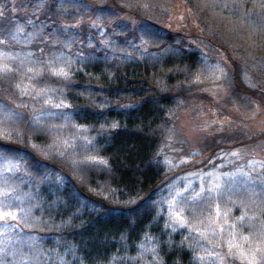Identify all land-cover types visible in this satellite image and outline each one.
<instances>
[{
  "label": "trees",
  "instance_id": "16d2710c",
  "mask_svg": "<svg viewBox=\"0 0 264 264\" xmlns=\"http://www.w3.org/2000/svg\"><path fill=\"white\" fill-rule=\"evenodd\" d=\"M17 3L28 7L18 11L16 19L21 23L35 19L32 12L37 0ZM178 3L184 4L199 34L163 26ZM0 4L7 7L9 0ZM36 15L46 25L54 21L57 29L77 20L81 23L67 34L57 32L60 43L49 38L27 47L14 42L0 47L31 50L36 58H41L40 48L42 58L63 52L77 61L79 53L84 54L79 63L82 70L75 71L70 80L45 74L34 83L70 104L69 110L85 129L83 134L92 141L86 153L107 164L44 148L47 131L29 132L33 117L22 112L25 119L19 128L26 142L0 139V153L5 154L0 159V175L18 186L17 194L24 201L21 206L31 208L32 226L20 223L17 228L25 236L38 237L39 245L49 239L62 250L74 249V254L68 253L78 255L84 264L105 263L141 239L152 220L155 194L170 181L162 161L174 129L171 111L176 101L190 100L186 95L189 83L202 66L194 39L202 37L217 48L230 67L234 92L250 96L264 110V0H44ZM141 28L160 39L141 44L134 39ZM31 30L30 26L26 29ZM5 35L0 32V38ZM69 36L74 42L65 47L63 41ZM244 70L258 80V87L244 84ZM24 82L28 81L21 80L20 74L0 77V96H19L15 85ZM260 119V128L242 127L245 134L235 145L264 143V117ZM206 147L203 151L226 148L218 143ZM165 252L164 264H177L173 250Z\"/></svg>",
  "mask_w": 264,
  "mask_h": 264
},
{
  "label": "rangeland",
  "instance_id": "374dc122",
  "mask_svg": "<svg viewBox=\"0 0 264 264\" xmlns=\"http://www.w3.org/2000/svg\"><path fill=\"white\" fill-rule=\"evenodd\" d=\"M162 22L163 26L173 31H184L189 34H199L200 32L198 25H195L192 21L191 15L186 11L182 3H178L169 19ZM194 41L199 49L197 53L199 58L202 60L201 54L203 52L208 56V64L214 65L219 61L226 69L227 78L217 79L211 69L205 68L202 64L196 74V76H199V79L193 78L191 80L192 82L189 83L190 85L186 95L190 100H178L173 104L171 114H174V129L162 161L164 172L167 175L170 174V181L155 194L152 201L154 207L152 220L142 234L141 239L129 249L121 253H115L114 255L117 257H124L125 255L135 256L138 251L137 245L142 241L145 233H147L159 241V255L164 261L167 254L165 249L167 251L172 249V257H176L177 264H201L199 257H203V264H219L217 258L206 255V251L215 252L219 257H222V264H241V261L238 258H234L227 247L226 242L229 239V233L232 231L230 225L235 223L239 232L243 235H251L253 240L257 239L260 231L264 229V212H261L259 204L261 197H252L251 200L256 201V203H252L248 192L243 189L234 191L230 198L225 196L223 199L215 201L211 209L204 205L196 208L189 207L185 212V218L187 222L191 223L192 231H189V228L183 225L178 226L175 231L171 228H165L166 221L171 223V220L168 218V205L165 203L169 195L170 185H172L173 190H182L184 184L191 180L198 187L201 183V178L205 182L209 179V177L203 176V173L212 171L214 165L221 164L222 162L225 166L219 169L220 171H231L237 167H243L245 171H249V160L264 164V143L257 141L258 143L235 145L241 139V136L245 134L242 127L249 130L261 127L262 119L260 118L264 117V110L258 108L251 101L250 96L236 94L237 92L232 86L230 67L217 48L207 44L202 37H197ZM0 48H3L5 51L22 52L19 49L7 50L5 47ZM72 60V74L75 71L79 72L82 70L80 64L75 59ZM242 77L246 86L252 89L258 87V80L247 70L243 71ZM25 84H28V82H24L21 85L24 86ZM250 84H254L255 87H251ZM34 95V92L32 95L22 96L20 94L17 97L1 95L0 103L20 113L29 112L32 117L41 112H55L57 115L54 117L47 115L41 116L44 124H64L65 126L62 132L65 136L70 133H76L73 125L77 126V128H80L81 125L72 112V109L69 110L71 106L70 108L56 109L51 103L45 105L41 100L33 99L32 97ZM15 98L17 99L15 100ZM52 98L55 103L61 100V98H55L54 96ZM17 105H27V107H17ZM59 113L68 114L69 120L67 123H65L64 117L59 115ZM84 131L85 129L82 127L79 133H76V147L70 150V154L67 156H89L86 153L89 147L85 149V141L80 138L81 136H87L89 139L88 135L83 134ZM56 134V132H47V136L43 142L44 148L49 149L47 145L53 142V137ZM206 142H209L206 146L218 143L225 145L226 148L220 152L203 151L207 147L201 145ZM49 150L58 153L56 148ZM233 151L238 152L237 157L229 155ZM182 156L187 157L186 161L182 164H176V161ZM166 159L171 161V163L166 164ZM253 167L255 171H252L251 174L254 177L257 174H264V167ZM117 197L120 196L117 195ZM241 201L244 204L243 208ZM217 203L219 204V210L221 212L220 217H216L217 209L215 205ZM242 210L246 211L250 216L254 215L255 218L250 222L245 221L241 226L236 218L241 215ZM210 215L215 223H210ZM225 220H227V223H225ZM9 222L11 223V221ZM249 224H251V227ZM197 226H200L201 231L208 229L206 238H202L200 233L195 231ZM221 227L224 229L223 232L220 230ZM13 231L19 232L24 243H26L24 245L25 252L29 251V243L40 244V239L36 236H34L36 240L33 242L29 241L28 238L30 236H25L20 230L14 229ZM13 242H15V236H13ZM39 244L37 245L44 253L40 257L43 264H60V257L69 261L70 264H84L81 262V260L83 261L82 258L78 259V255L69 254L65 250L57 247L49 239L48 242L44 240L42 245ZM179 253H181L180 256H178ZM8 259H11V257ZM145 259L151 260V254H146ZM107 262L100 264H107ZM129 262L132 263L133 261L117 259L113 261V264H129ZM134 264H140V262L137 260Z\"/></svg>",
  "mask_w": 264,
  "mask_h": 264
},
{
  "label": "snow or ice",
  "instance_id": "6c2138e0",
  "mask_svg": "<svg viewBox=\"0 0 264 264\" xmlns=\"http://www.w3.org/2000/svg\"><path fill=\"white\" fill-rule=\"evenodd\" d=\"M28 7L25 4H18L17 0H9V5L5 7L0 4V32L6 33L3 38H0V46H4L9 42L22 43L25 47L28 45L40 41L47 42L51 38L52 43H60L56 39L57 32H63L67 34L71 29L76 28L81 21L77 20L75 24L64 25L62 28L57 29L54 26V21L52 24H45L40 20L39 16L36 15L44 7V0H37V4L33 6L32 16L35 19L29 18L24 23H21L16 19V13L21 11L23 8ZM50 19V18H49ZM7 21V23H3ZM133 24L136 22L133 21ZM39 25V27H37ZM31 27V31H26L28 27ZM95 26V24L93 25ZM127 26H124V30ZM23 34V35H22ZM103 35V33H101ZM134 39H139L141 44L144 43H154L156 40L160 39L155 33L145 29H140V36ZM74 42L73 38L69 36L63 41L65 47H70ZM84 43V41H81ZM88 46H92L91 39L88 40ZM111 43V42H109ZM41 53V58H36L35 53L31 50L28 51H5L0 48V77L8 76L11 74H20L21 80L28 81V84L22 86L17 83L15 87L19 89L20 94L35 95L33 99H39L43 104L52 106L56 109L68 108L69 104L65 103L61 99L58 103L53 102V98L50 95L51 89L44 87L37 89L35 87L34 81H37L42 75H49L57 79L68 81L72 76V63L73 60L70 58H64V53H54L51 58L43 57V48L39 49ZM147 51V49H145ZM202 64L205 68L211 69L212 73L216 75L217 79L227 78V72L224 66L218 61L214 65L208 64L207 54L202 52ZM85 59L84 54L79 53V59L77 63H82ZM23 70V72H22ZM30 74V75H28ZM194 79H199L197 75ZM31 85V87H29ZM251 87H255L254 84H250ZM17 107H27V105H17ZM122 107H132V105H122ZM42 115L56 116L55 112H41L32 118L28 124L29 132L44 131L56 132L57 134L53 137V142L48 144L49 149L56 148L61 156L70 154V150L74 149L77 144V134L80 128L73 125L76 129V133H70L67 136L63 135L62 129L64 124L55 125L47 124L45 125L41 119ZM64 117L65 123L68 122L69 116L67 113H59ZM25 117L22 113L16 111L15 109L8 107L7 105L0 103V139L4 140H17L21 143L26 142L24 139L23 131L19 128V122L23 121ZM113 128L117 127L114 122L111 125ZM81 139L85 141L84 147L87 149L92 146V141L88 139L87 136H81ZM30 141V137L29 140ZM33 148H37L36 144L31 145ZM5 154L0 153V159L4 158ZM233 157L238 156L237 151L229 153ZM86 160L92 162H98L100 164H107V161L102 158H98L94 155H89L85 157ZM187 157H180L176 164H182L186 161ZM230 163V161H228ZM74 163H79L78 161ZM165 163H171V161L165 160ZM211 163V161H210ZM19 166L18 164L16 165ZM225 165L222 162L213 166L212 171L203 173V176L209 177L207 181L201 178V183L197 187L191 180L184 184L183 189L173 190L172 185L169 186V195L165 200L168 205V218L171 223L166 221L165 228H171L173 231L176 230L178 226H186L189 231H192V225L190 222L186 221L185 212L189 207L196 208L201 205L207 206L209 209L213 206V203L217 200L223 199L225 196L231 197L234 191L243 189L248 192L249 198L260 196V209L264 212V174H257L255 177L251 174L255 171L253 166L264 167V164H260L257 161L249 160L248 166L249 171H245L243 167H237L231 171H220ZM195 175V174H190ZM18 186L9 182V180L2 175H0V264H43L40 257L44 255L42 249L35 243H29V251H24V240L21 238L19 232H14V229L19 227L20 223H23L25 227H31L30 221L33 219L31 217V208H24L21 205L24 203L21 195L17 194ZM259 189V191H257ZM25 195H30L26 193ZM252 203H256L255 200H251ZM155 203V202H154ZM242 208L244 207L243 201H241ZM216 207V217L221 216L219 210V204ZM226 215V214H225ZM254 215L250 216L246 211L241 212V215L236 218V220L243 225L245 221H252ZM11 221V223L9 222ZM210 223H215L212 220L211 215L209 216ZM227 223V220H225ZM251 227V224H249ZM232 231L229 233V239L226 242L227 247L232 253L234 258H238L241 264H264V229L259 233L257 239L253 240L251 235H243L238 231L237 225L234 223L230 225ZM221 232H223V227H221ZM195 231L200 233L202 238L207 237L208 229L201 231L200 226L195 228ZM214 231V230H213ZM13 236H15V242H13ZM29 241H35L36 237L32 236L28 238ZM159 241L155 237L150 236L145 233L142 241L137 245L138 251L135 256L117 257L113 255L107 262V264H113V261L117 259H126L130 261H139L140 264H163V260L159 255ZM247 245V247H245ZM66 252H72L74 254V249H66ZM151 254V260H146V254ZM206 255L210 257H216L219 264H222L223 258L219 257L215 252L206 251ZM11 257V259H8ZM201 264H203V257H199ZM60 264H70L69 261L60 257ZM175 264V262H174Z\"/></svg>",
  "mask_w": 264,
  "mask_h": 264
}]
</instances>
